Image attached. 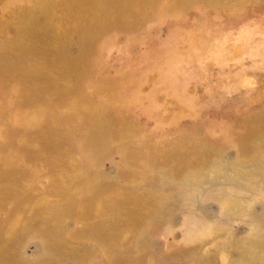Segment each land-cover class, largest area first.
Returning a JSON list of instances; mask_svg holds the SVG:
<instances>
[{
    "label": "rangeland",
    "instance_id": "374dc122",
    "mask_svg": "<svg viewBox=\"0 0 264 264\" xmlns=\"http://www.w3.org/2000/svg\"><path fill=\"white\" fill-rule=\"evenodd\" d=\"M0 264H264V0H0Z\"/></svg>",
    "mask_w": 264,
    "mask_h": 264
},
{
    "label": "bare ground",
    "instance_id": "6f19581e",
    "mask_svg": "<svg viewBox=\"0 0 264 264\" xmlns=\"http://www.w3.org/2000/svg\"><path fill=\"white\" fill-rule=\"evenodd\" d=\"M77 107V106H76ZM75 109V108H74ZM72 112H74V111H72ZM76 112V111H75Z\"/></svg>",
    "mask_w": 264,
    "mask_h": 264
}]
</instances>
